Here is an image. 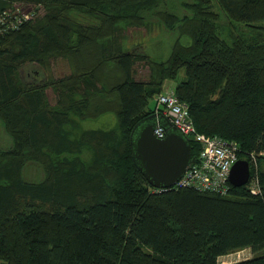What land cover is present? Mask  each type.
<instances>
[{
  "label": "trees",
  "instance_id": "trees-1",
  "mask_svg": "<svg viewBox=\"0 0 264 264\" xmlns=\"http://www.w3.org/2000/svg\"><path fill=\"white\" fill-rule=\"evenodd\" d=\"M159 26L179 35L166 59L129 44ZM167 89L236 142L246 184L148 181L132 132ZM0 123V264H264V0H0Z\"/></svg>",
  "mask_w": 264,
  "mask_h": 264
},
{
  "label": "water",
  "instance_id": "water-1",
  "mask_svg": "<svg viewBox=\"0 0 264 264\" xmlns=\"http://www.w3.org/2000/svg\"><path fill=\"white\" fill-rule=\"evenodd\" d=\"M158 126L166 129L164 137L156 135ZM132 146L136 165L156 188L172 187L195 161L189 137L161 112L150 115L135 126ZM250 175L249 160L239 158L231 169L230 182L241 186L249 181Z\"/></svg>",
  "mask_w": 264,
  "mask_h": 264
},
{
  "label": "built area",
  "instance_id": "built-area-1",
  "mask_svg": "<svg viewBox=\"0 0 264 264\" xmlns=\"http://www.w3.org/2000/svg\"><path fill=\"white\" fill-rule=\"evenodd\" d=\"M156 112L165 114L184 134L202 143L198 160L191 163L177 183L227 192L231 169L239 159L236 142L198 132L187 104L179 99L174 90L167 89L159 95ZM155 133L164 137L166 129L158 126Z\"/></svg>",
  "mask_w": 264,
  "mask_h": 264
},
{
  "label": "rangeland",
  "instance_id": "rangeland-1",
  "mask_svg": "<svg viewBox=\"0 0 264 264\" xmlns=\"http://www.w3.org/2000/svg\"><path fill=\"white\" fill-rule=\"evenodd\" d=\"M177 8L179 4L175 3ZM28 8L24 9L26 13ZM227 21L225 15H222V21ZM224 28L226 29L227 24L224 23ZM159 26L155 31H147L144 28L129 30L131 35L130 45L133 43V47L135 45L140 44L142 47L146 48V50L157 60L166 59L170 52L174 41L179 37L177 32L166 30ZM134 31V32H133ZM137 31V32H136ZM133 32V34H132ZM53 71L57 74L67 73L70 71L69 65L66 60H58L54 62ZM176 84L175 81H167L166 87H173ZM117 122L116 116L114 114H105L100 119L96 121H90L88 125H92L93 127H111L115 125ZM12 143L11 138L7 135L4 126L0 123V147H6ZM240 151V149H239ZM42 171L39 168L29 167L25 173V176L30 180H37L42 178ZM252 256V252L250 249H242L235 251L231 254L220 257V262L222 264L232 263L244 258H248Z\"/></svg>",
  "mask_w": 264,
  "mask_h": 264
}]
</instances>
